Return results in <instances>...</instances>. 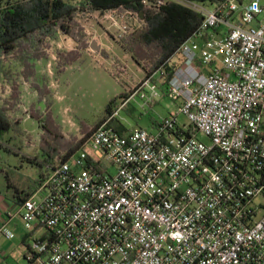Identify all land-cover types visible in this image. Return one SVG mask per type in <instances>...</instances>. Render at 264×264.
Wrapping results in <instances>:
<instances>
[{
	"label": "built area",
	"instance_id": "2783aa9c",
	"mask_svg": "<svg viewBox=\"0 0 264 264\" xmlns=\"http://www.w3.org/2000/svg\"><path fill=\"white\" fill-rule=\"evenodd\" d=\"M174 1L203 22L174 56L166 92L164 73L148 72L4 213L7 239L8 224L23 223L25 264H264V5ZM142 3L155 12L165 1ZM163 96L182 105L155 131L110 126L132 99L152 107Z\"/></svg>",
	"mask_w": 264,
	"mask_h": 264
},
{
	"label": "rangeland",
	"instance_id": "374dc122",
	"mask_svg": "<svg viewBox=\"0 0 264 264\" xmlns=\"http://www.w3.org/2000/svg\"><path fill=\"white\" fill-rule=\"evenodd\" d=\"M77 7V21L82 25L86 41H96L106 50L109 58L94 51L89 46L88 51H82V56L75 62L67 64L61 55L77 50V43L71 37L59 32L54 38H48L45 44L47 58L35 63L36 83L49 87L50 95L41 97L32 82L24 79L23 68L15 55L3 56L2 60L10 77L0 75V104L9 108L11 120L18 121L6 135V146L0 148V210L3 196L11 204V212L17 213L18 207L14 201L15 189L31 191L35 194L40 188V170L28 156L41 151L42 137L54 133L60 134L57 141H80L86 136V131L108 119L107 108L116 100L113 108L122 104V98L129 97L133 88L140 85L146 78L154 64V57L148 52L147 56L138 63L133 55L125 50L123 42L137 31L144 28L141 18L135 12L126 9H111L94 11L80 6L81 0H70ZM165 2L174 0H164ZM264 5V0H261ZM264 13L259 15V20ZM90 50V51H89ZM149 53L151 54L150 56ZM92 54V55H91ZM158 55V54H157ZM13 87L19 89L18 99H12ZM131 90V92H129ZM124 97L120 98L121 95ZM182 102L163 96L157 99L152 107H143V101L136 97L127 107L120 111V115L113 124L119 129L118 122H123L127 128L140 127L150 131L152 124L157 125L172 111H178ZM33 112L35 117H32ZM180 120L186 122L184 116ZM199 139L208 143L204 135ZM36 146V148H33ZM62 152L58 156H63ZM8 183L11 187L8 188ZM42 197L37 195V199ZM16 237L12 240L0 234V259L9 256L10 264H25L26 247L22 242L24 227L19 217L8 224Z\"/></svg>",
	"mask_w": 264,
	"mask_h": 264
},
{
	"label": "trees",
	"instance_id": "16d2710c",
	"mask_svg": "<svg viewBox=\"0 0 264 264\" xmlns=\"http://www.w3.org/2000/svg\"><path fill=\"white\" fill-rule=\"evenodd\" d=\"M197 2L219 3L226 0H190ZM80 6L94 11L126 9L141 15L145 26L137 31L129 39H125L123 47L131 53L134 59L140 63L147 53L152 54L155 59L150 74L162 71L160 77L155 79L161 81V89L166 92V86L178 66L173 59L178 49L195 34L202 22L203 16L191 8L177 2L168 1L158 11L152 12L145 9L142 0H81ZM81 8V7H80ZM70 0H0V75L10 77V70L7 69L2 60L3 56L15 55L23 68V76L27 81L38 89L41 97L50 95L48 86H40L36 83L35 63L47 58L45 44L48 38H54L59 32L71 37L76 41L77 50L69 52L66 56L61 55L67 64L77 61L82 56V51L87 50L90 44L86 41V35L82 25L77 21V13L80 9ZM149 53L148 56L151 54ZM158 54V55H157ZM19 89L13 87L12 99H18ZM121 95L120 98L124 97ZM116 100L112 101L107 108L109 116L113 113V106ZM9 108L0 104V148L6 146V135L18 121L11 120L8 115ZM33 112L32 117H35ZM110 126L122 131L113 124ZM96 127V126H95ZM93 130L86 131V137ZM60 134L57 130L42 137L41 151L44 159L38 160L36 166L40 170V180L44 177L45 168L51 161L62 152L67 155L73 154L80 149L85 139L57 141ZM57 139V140H54ZM4 173L8 181L7 174ZM10 185V183H9ZM17 192V191H16ZM18 193V192H17ZM30 193H24L18 197L21 202L30 197Z\"/></svg>",
	"mask_w": 264,
	"mask_h": 264
},
{
	"label": "crops",
	"instance_id": "0c3cea01",
	"mask_svg": "<svg viewBox=\"0 0 264 264\" xmlns=\"http://www.w3.org/2000/svg\"><path fill=\"white\" fill-rule=\"evenodd\" d=\"M205 3H208V4H214V3H209V2H205ZM87 51H88V49H87ZM90 51V50H89ZM92 55V54H91ZM155 104H157V102L155 103ZM122 124H121V126L122 127H124V126H126V125H124L123 124V122H121ZM152 126H153V130L152 131H155L156 130V127H157V122H154L153 124H152ZM32 147L33 148H36V146H33L32 145ZM28 157H30L35 163V166H36V163L38 162V160H42V159H44V157H43V153H42V151H40V150H37V154H35L34 156H28ZM57 157V156H56ZM40 180V179H39ZM39 180L37 181V182H39ZM40 183V182H39ZM11 187V184L9 185V183H8V188H10ZM15 191H17L16 192V195L14 196V201H15V203H16V206H17V204H19V203H21V201L20 200H18V197L19 196H22V194H24V193H30L31 195L30 196H32L33 195V193H31V191H26V190H20V189H15ZM1 194V193H0ZM1 197H2V194H1ZM4 198L2 199V201H1V204H3V206L5 207V209H4V211H1L0 210V222H2V221H4V213L5 212H9V210L12 208V206H11V204L9 203V200H8V202L6 201L7 200V197L6 196H3ZM22 242L23 243H25L26 241H27V235H26V232H25V230H24V233H23V236H22ZM9 256H6V257H3V264H10V262H9Z\"/></svg>",
	"mask_w": 264,
	"mask_h": 264
},
{
	"label": "water",
	"instance_id": "95a60500",
	"mask_svg": "<svg viewBox=\"0 0 264 264\" xmlns=\"http://www.w3.org/2000/svg\"><path fill=\"white\" fill-rule=\"evenodd\" d=\"M90 47L94 51L101 53L103 57L109 58V54L106 52V50L102 49L101 45H99L98 42L96 41L91 42Z\"/></svg>",
	"mask_w": 264,
	"mask_h": 264
}]
</instances>
